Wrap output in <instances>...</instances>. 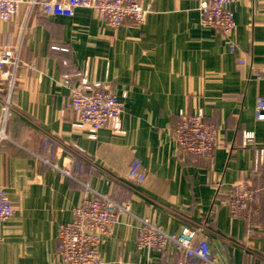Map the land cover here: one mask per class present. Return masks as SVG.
<instances>
[{
  "label": "crops",
  "instance_id": "1",
  "mask_svg": "<svg viewBox=\"0 0 264 264\" xmlns=\"http://www.w3.org/2000/svg\"><path fill=\"white\" fill-rule=\"evenodd\" d=\"M33 1L47 0H20L18 14L0 21V50L24 64L11 89L0 78V187L14 206L0 227V264H59V226L72 221L86 187L89 197L130 207L100 243L101 264L169 259L135 247L142 220L166 233L200 229L220 264H264V120L255 112L264 77L252 75L264 73V0L232 1L228 39L201 26L197 0H140L145 22L125 21L117 31L92 9L49 17ZM83 76L123 103L121 135H71L70 87ZM5 104L12 114L3 124ZM198 110L222 144L211 159L178 154L174 143L180 113ZM243 132L252 135L245 145ZM132 161L143 182L126 178ZM243 177L260 190L251 226L225 205L229 185Z\"/></svg>",
  "mask_w": 264,
  "mask_h": 264
},
{
  "label": "built area",
  "instance_id": "2",
  "mask_svg": "<svg viewBox=\"0 0 264 264\" xmlns=\"http://www.w3.org/2000/svg\"><path fill=\"white\" fill-rule=\"evenodd\" d=\"M201 14V26L212 29L228 39L233 35L236 25L230 4L233 0H197ZM20 0H0V21L13 19L19 12ZM40 11L49 17H72L75 9H92L100 19L113 31H117L125 21L134 26L142 25L149 9L142 6L140 0H47L33 1ZM231 49L234 48L230 44ZM241 64V62H239ZM24 65L12 52L0 50V78L8 83L9 89L14 85V78L19 68ZM255 80L263 79L260 69L252 71ZM63 83L69 85V76L64 75ZM123 103L100 83H89L83 76L79 85L70 87L67 109L74 115L71 135L83 131L89 140H96L97 133L108 130L112 135L123 133L121 114ZM3 124L11 116L8 104L2 108ZM256 119L264 120V101L257 100ZM62 116V111L60 112ZM173 139L178 154H190L194 158L213 157L214 151L222 144L218 141L217 128L203 119V113H180L179 122L173 131ZM252 139L251 133H242V145ZM75 154L83 157L76 145ZM261 151H256L253 166L260 163ZM69 175V171H62ZM126 178L143 182L145 173L138 161H132ZM86 187L78 206L72 211L73 219L61 224L57 233L56 255L59 264H101L98 247L103 238L110 235L119 215L129 213L128 203H121L110 195L89 197ZM225 205L231 218L252 225L258 215L260 190L253 187L248 177H243L230 184L224 193ZM14 213V206L3 188L0 187V227ZM135 247L139 250L156 251L161 257L169 259L159 264H220L212 256L204 233L197 228L184 226L179 233H166L147 220L140 221Z\"/></svg>",
  "mask_w": 264,
  "mask_h": 264
}]
</instances>
